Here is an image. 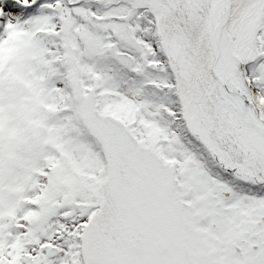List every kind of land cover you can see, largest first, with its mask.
<instances>
[{
    "label": "snow or ice",
    "instance_id": "snow-or-ice-1",
    "mask_svg": "<svg viewBox=\"0 0 264 264\" xmlns=\"http://www.w3.org/2000/svg\"><path fill=\"white\" fill-rule=\"evenodd\" d=\"M0 264H264V0H0Z\"/></svg>",
    "mask_w": 264,
    "mask_h": 264
}]
</instances>
